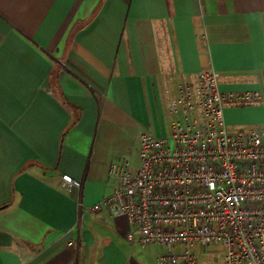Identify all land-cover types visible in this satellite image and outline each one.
Returning <instances> with one entry per match:
<instances>
[{"label": "crops", "instance_id": "0c3cea01", "mask_svg": "<svg viewBox=\"0 0 264 264\" xmlns=\"http://www.w3.org/2000/svg\"><path fill=\"white\" fill-rule=\"evenodd\" d=\"M208 68L261 95L226 103L229 130L264 129V0H0V264H146L156 245L84 207L142 132L169 133L165 90Z\"/></svg>", "mask_w": 264, "mask_h": 264}, {"label": "built area", "instance_id": "2783aa9c", "mask_svg": "<svg viewBox=\"0 0 264 264\" xmlns=\"http://www.w3.org/2000/svg\"><path fill=\"white\" fill-rule=\"evenodd\" d=\"M260 97L221 91L210 68L183 78L165 90L169 133L142 132L135 154L110 166L113 192L85 210L124 216L128 241L160 245L161 264H199V248L211 244L222 248L224 264H264V129L231 131L224 114L228 102ZM62 182L81 187L70 175Z\"/></svg>", "mask_w": 264, "mask_h": 264}, {"label": "rangeland", "instance_id": "374dc122", "mask_svg": "<svg viewBox=\"0 0 264 264\" xmlns=\"http://www.w3.org/2000/svg\"><path fill=\"white\" fill-rule=\"evenodd\" d=\"M133 154H135V151L133 152ZM134 158V160L137 161V158ZM137 250L138 249L135 248V251ZM164 251L165 250L160 245H156L153 248H145V256H143V261H145L146 264H161L157 261V255ZM198 256L199 264H224L223 250L220 246L216 244H211L206 247H200L198 251Z\"/></svg>", "mask_w": 264, "mask_h": 264}]
</instances>
